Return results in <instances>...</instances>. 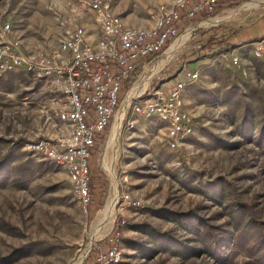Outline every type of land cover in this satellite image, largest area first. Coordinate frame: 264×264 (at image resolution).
<instances>
[{
  "label": "rangeland",
  "instance_id": "374dc122",
  "mask_svg": "<svg viewBox=\"0 0 264 264\" xmlns=\"http://www.w3.org/2000/svg\"><path fill=\"white\" fill-rule=\"evenodd\" d=\"M81 1L0 0V25L10 24L11 37L27 53L49 51L76 26L95 43L99 24ZM104 1L127 25L144 28L169 3ZM263 15L264 0L223 6L187 24L159 56L139 66L123 85L115 117L120 115L106 142L92 155L94 189L86 207L73 194L65 166L23 148L57 134L52 109L62 94L59 84L23 71L0 75V264H89L116 225L121 264H260L264 52L255 57L251 45L227 41ZM213 27L227 51L200 50L206 40L199 41L201 32ZM183 69L198 72L183 93L193 132L172 150L163 123L133 112L131 102L145 88L173 85ZM245 114L253 133H240ZM125 195L143 199V207L123 208Z\"/></svg>",
  "mask_w": 264,
  "mask_h": 264
},
{
  "label": "built area",
  "instance_id": "2783aa9c",
  "mask_svg": "<svg viewBox=\"0 0 264 264\" xmlns=\"http://www.w3.org/2000/svg\"><path fill=\"white\" fill-rule=\"evenodd\" d=\"M225 1L169 0L158 7L154 25L144 28L127 25L104 0H83L80 6L92 11L99 24L95 43L89 42L82 26H76L49 51L25 52L21 41L11 37L10 24L2 23L0 75L23 71L38 78H52L62 93L52 109L54 125L59 127L57 134L29 140L24 150L65 166L72 179L73 194L84 207L88 206L91 158L99 144L106 142L124 83L134 77L138 65L148 62L152 54L163 52L180 36L182 28L215 12ZM244 45L252 46L255 57L264 52V38ZM233 62L239 65L242 59L235 55ZM197 79V71L183 69L182 78L173 85L166 89L145 88L137 101L131 102L133 112L163 123L166 143L172 150L184 145L193 132V124L183 109V93ZM143 205V199L128 195L120 202L123 208ZM120 222L125 223L123 219ZM106 243L98 246L89 264H121L120 231L113 228Z\"/></svg>",
  "mask_w": 264,
  "mask_h": 264
},
{
  "label": "trees",
  "instance_id": "16d2710c",
  "mask_svg": "<svg viewBox=\"0 0 264 264\" xmlns=\"http://www.w3.org/2000/svg\"><path fill=\"white\" fill-rule=\"evenodd\" d=\"M242 0H226L225 3L222 5L220 4L218 7H217V10H215V12H211L210 14H207V15H204L203 17H200L201 19H205L209 16H212L214 15L215 13L218 12L219 9H221V7L223 6H226V5H229V4H233L235 2L237 3H240ZM199 19V17L195 20L192 21L195 22ZM216 28H211L210 30H206V31H203L201 32V37L199 38V41H203L204 38H206L205 40V43H203L199 48L201 51H207V50H215L216 53H220L222 51H227L228 50V45H223V41H221V39H217L218 37V34L219 33H216L214 32ZM225 38V37H223ZM231 46V45H230ZM162 53V51H159L157 53H154L151 55V57H157L159 56L160 54ZM140 65H138L136 68H135V71L134 73H136L137 69L139 68ZM133 73V74H134ZM143 98H139V100H142ZM248 122H251V119L248 118V115H244L243 119H242V122L240 124V133H253V126L251 125H247ZM258 133H260V135L258 136V140H257V143H259V145L262 147V150L264 152V143H263V140H264V121L262 122L261 124V127L258 131ZM263 137V139H262ZM90 194L92 193L93 189H94V183H93V179L91 177V172H90ZM91 203V201H90ZM264 224V222H263ZM116 225L114 228L119 230L120 228ZM262 242H264V228H263V234L261 235V238ZM239 249H236L234 248L233 250V253L234 252H238ZM255 260L258 261L260 264H264V253L260 254L259 256L255 257Z\"/></svg>",
  "mask_w": 264,
  "mask_h": 264
},
{
  "label": "crops",
  "instance_id": "0c3cea01",
  "mask_svg": "<svg viewBox=\"0 0 264 264\" xmlns=\"http://www.w3.org/2000/svg\"><path fill=\"white\" fill-rule=\"evenodd\" d=\"M263 38L264 15L247 23L244 27L241 28L240 32L235 33V35L232 36V39H229L227 42L231 43V47H242L243 45L241 44L251 43ZM53 133H55V131Z\"/></svg>",
  "mask_w": 264,
  "mask_h": 264
},
{
  "label": "bare ground",
  "instance_id": "6f19581e",
  "mask_svg": "<svg viewBox=\"0 0 264 264\" xmlns=\"http://www.w3.org/2000/svg\"><path fill=\"white\" fill-rule=\"evenodd\" d=\"M178 39V38H177ZM172 46V45H171ZM170 46V47H171ZM171 51H173V49H172V47H171V50H170V52ZM128 101V104H129V99L127 100ZM127 104V105H128ZM122 108V107H121ZM121 111V110H120ZM120 111H119V113L116 115V117H115V119H117V116H119L120 115ZM125 111H126V109H125ZM125 111H124V113H125ZM124 113H123V115H124ZM123 118V117H122ZM120 121V120H119ZM121 121H122V119H121ZM115 122H116V120H115ZM113 131H114V129H113ZM117 130L115 129V132L112 134V137L111 138H113V137H115L116 136V134H117V132H116ZM112 132V131H111Z\"/></svg>",
  "mask_w": 264,
  "mask_h": 264
}]
</instances>
